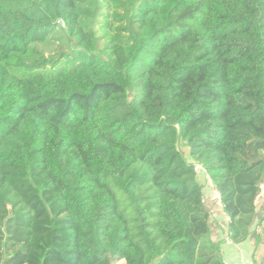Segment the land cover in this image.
Returning <instances> with one entry per match:
<instances>
[{"label":"trees","instance_id":"obj_1","mask_svg":"<svg viewBox=\"0 0 264 264\" xmlns=\"http://www.w3.org/2000/svg\"><path fill=\"white\" fill-rule=\"evenodd\" d=\"M197 165L243 242L264 0H0V264H223Z\"/></svg>","mask_w":264,"mask_h":264},{"label":"crops","instance_id":"obj_2","mask_svg":"<svg viewBox=\"0 0 264 264\" xmlns=\"http://www.w3.org/2000/svg\"><path fill=\"white\" fill-rule=\"evenodd\" d=\"M202 170V169H199ZM197 181L203 186V202L209 213L210 238L218 244L223 264H262L264 257V178L263 190L255 201V213L249 235L241 243L226 238L227 216L210 196V187L205 184L204 171L196 173ZM204 184V185H203Z\"/></svg>","mask_w":264,"mask_h":264},{"label":"built area","instance_id":"obj_3","mask_svg":"<svg viewBox=\"0 0 264 264\" xmlns=\"http://www.w3.org/2000/svg\"><path fill=\"white\" fill-rule=\"evenodd\" d=\"M198 169H200V167H199L198 165L195 166V171H198ZM207 181H208V184H209V187H210V196H211V198H212V199H213L218 205H220V202H219V193H218V191H217L214 187H212L209 178H207ZM259 189H260V190H259V193L256 195V199H258V197L260 196V193H261L262 190H263V184H262V183L259 184ZM256 199H255V201H256ZM262 264H264V260H263Z\"/></svg>","mask_w":264,"mask_h":264},{"label":"rangeland","instance_id":"obj_4","mask_svg":"<svg viewBox=\"0 0 264 264\" xmlns=\"http://www.w3.org/2000/svg\"><path fill=\"white\" fill-rule=\"evenodd\" d=\"M178 147H179V149L183 152V154H184V156L186 157V159L189 160V157H188V154H187V149H186L185 147H183L180 143L178 144ZM200 169H201V168H200ZM198 171L201 172L202 170H199V169H198ZM198 171H196V173H197ZM203 182H205V184H207V186H209L207 180L204 179ZM203 185H204V184H203ZM115 264H124V260H120V261L116 262Z\"/></svg>","mask_w":264,"mask_h":264}]
</instances>
